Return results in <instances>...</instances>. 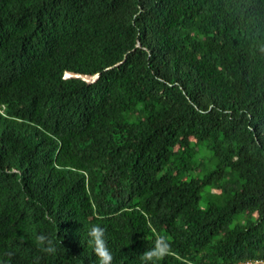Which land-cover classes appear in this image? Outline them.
Instances as JSON below:
<instances>
[{
    "label": "trees",
    "instance_id": "trees-1",
    "mask_svg": "<svg viewBox=\"0 0 264 264\" xmlns=\"http://www.w3.org/2000/svg\"><path fill=\"white\" fill-rule=\"evenodd\" d=\"M93 225L264 260V0H0V264H100Z\"/></svg>",
    "mask_w": 264,
    "mask_h": 264
},
{
    "label": "clouds",
    "instance_id": "clouds-1",
    "mask_svg": "<svg viewBox=\"0 0 264 264\" xmlns=\"http://www.w3.org/2000/svg\"><path fill=\"white\" fill-rule=\"evenodd\" d=\"M89 235L100 256V264H112L113 256L107 247L104 228L100 225H93L89 229ZM162 241L163 238L158 240L153 247L147 248V250L141 254L142 264H159L160 260L167 254L165 250L166 244ZM35 243L47 253H54L56 251L53 240L47 234H38L35 238ZM10 255H14V253H10ZM238 264H264V260H245Z\"/></svg>",
    "mask_w": 264,
    "mask_h": 264
},
{
    "label": "rangeland",
    "instance_id": "rangeland-1",
    "mask_svg": "<svg viewBox=\"0 0 264 264\" xmlns=\"http://www.w3.org/2000/svg\"><path fill=\"white\" fill-rule=\"evenodd\" d=\"M201 155H202V157H201ZM201 155H198V158L201 157L200 160H203V162L201 163V169H204V161H205V164L207 167H212L214 162L212 159L211 151L207 148H203L201 150ZM195 161L197 163L200 162L198 159H196ZM195 173H197V172H195ZM203 173H204V170L201 173H199L198 176H202ZM207 195H209V196L214 195L211 198H215L217 196L223 195V190H222V188H220V189L219 188H210V189L206 188V189H204V191L202 192V195H201L202 196V198H201L202 203H204L205 200L208 198V197H206ZM247 263H249V262H247Z\"/></svg>",
    "mask_w": 264,
    "mask_h": 264
}]
</instances>
